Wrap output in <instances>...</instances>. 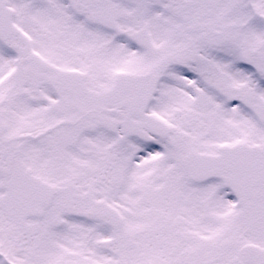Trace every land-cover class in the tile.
<instances>
[{
	"label": "snow or ice",
	"instance_id": "snow-or-ice-1",
	"mask_svg": "<svg viewBox=\"0 0 264 264\" xmlns=\"http://www.w3.org/2000/svg\"><path fill=\"white\" fill-rule=\"evenodd\" d=\"M0 264H264V0H0Z\"/></svg>",
	"mask_w": 264,
	"mask_h": 264
}]
</instances>
